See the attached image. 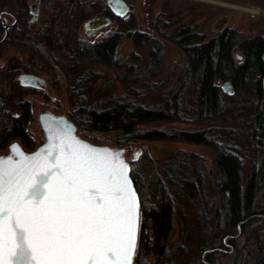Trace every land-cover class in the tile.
<instances>
[{
    "label": "rangeland",
    "instance_id": "obj_1",
    "mask_svg": "<svg viewBox=\"0 0 264 264\" xmlns=\"http://www.w3.org/2000/svg\"><path fill=\"white\" fill-rule=\"evenodd\" d=\"M22 1L33 3L35 0H13V3ZM125 1L130 9L124 16L88 35L85 21L99 12L101 2L106 4V0H72L70 3L68 0H42L35 29L45 22V34L51 39L44 43V56H39L36 63L40 62L39 74L45 86L21 87L15 75L13 81L7 80L8 89H12V93L8 90V101L14 108L16 100L24 98L36 105L32 114L35 121L29 123L34 138L41 135L37 118L38 111L43 109L72 119L73 111L82 106H109L116 100L154 106L179 90L182 105L193 114L197 83L188 73L186 52L175 40L180 29L191 25L204 34L203 40L219 35L225 28L237 29L243 38L264 35V0H223L250 6L254 12L203 0ZM220 20H224L221 25L218 24ZM117 31L122 32L123 37L114 64L94 57L76 56L79 44L91 46ZM136 31L146 33L148 41L135 44L133 34ZM235 55L242 56V51L236 49ZM4 64L6 59L2 56L0 66ZM252 81L253 78L240 89L233 86L231 93L224 91L220 113L209 120H154L142 123L140 129L169 132L207 129L220 146L230 148L242 158L245 181L251 165L264 157L259 134L250 124L256 107L264 108V94L254 90ZM219 82L221 86L224 81ZM78 128L79 133L92 142L118 146L113 140L115 131ZM123 147L132 169L141 176L145 202H155L156 188L160 191L165 186L174 204L175 227L167 253L162 258L148 255V264H251L254 261L259 238L264 234V215L246 221L234 236L223 235L216 216L221 206V192L215 147L168 138L137 139ZM137 147L140 151L133 159ZM168 168H176L183 177L191 176L196 191H180L170 181ZM198 171L201 172L200 181L196 178ZM258 205L264 207V182L258 193Z\"/></svg>",
    "mask_w": 264,
    "mask_h": 264
},
{
    "label": "trees",
    "instance_id": "obj_2",
    "mask_svg": "<svg viewBox=\"0 0 264 264\" xmlns=\"http://www.w3.org/2000/svg\"><path fill=\"white\" fill-rule=\"evenodd\" d=\"M135 44L148 41L145 33L134 32ZM204 34L193 26L186 25L180 29L175 40L188 56V73L196 81V107L190 114L182 105L180 91L177 90L162 104L146 106L129 100H116L109 106L91 104L76 108L72 120L89 131H115L114 142L125 146L137 139H178L202 143L217 149L216 162L218 183L221 192V206L216 210L218 227L223 235L234 236L245 226L247 219L256 212L258 193L264 182V157L260 163H253L246 180H243L244 161L230 148L220 146L207 129L173 130L172 132L150 129L141 130L140 125L154 120H209L218 115L222 109L224 90L219 81L230 80L234 88L240 89L253 78L252 85L257 93L264 94V35L241 37L235 28H225L219 35L203 40ZM117 37H108L91 46L78 48L80 58H95L112 65L117 58L115 49ZM159 47V46H158ZM242 51L238 60L235 50ZM157 48L153 51H156ZM131 69V67H130ZM256 79L254 80V78ZM20 116L9 113L0 114V146L12 137L29 138L26 123L31 117L29 106ZM257 108L251 115L250 124L259 134L258 142L264 151V108ZM190 115V116H188ZM29 141V139H27ZM31 144V143H30ZM177 168V167H176ZM176 168H168L171 182L180 191L195 192L193 178L183 177ZM180 170V169H179ZM198 171V181H200ZM132 177L141 200V215L138 242L133 264H148L146 257L154 254L157 258L166 255L170 238L174 231L175 209L167 188L157 191L156 201L148 204L144 200L142 183L138 171L132 169ZM263 243L262 237L259 242ZM253 264H264V251L258 254Z\"/></svg>",
    "mask_w": 264,
    "mask_h": 264
},
{
    "label": "snow or ice",
    "instance_id": "obj_3",
    "mask_svg": "<svg viewBox=\"0 0 264 264\" xmlns=\"http://www.w3.org/2000/svg\"><path fill=\"white\" fill-rule=\"evenodd\" d=\"M19 155L0 157V264H132L139 204L122 159L70 133Z\"/></svg>",
    "mask_w": 264,
    "mask_h": 264
},
{
    "label": "flooded vegetation",
    "instance_id": "obj_4",
    "mask_svg": "<svg viewBox=\"0 0 264 264\" xmlns=\"http://www.w3.org/2000/svg\"><path fill=\"white\" fill-rule=\"evenodd\" d=\"M68 1L70 3L72 0ZM123 2L125 3L124 5H122ZM41 3L42 0H35L33 3L22 1L21 3L18 2V4L14 5L13 0H0V57L4 56L6 59V65L4 64L0 66V114L9 113L13 116H20L22 112H25L26 105L29 106L31 113V117L26 123V131L29 135V138L27 139H29V141L21 136L12 137L7 143L0 146V157L9 154L12 151V146L15 144L18 146V149L31 152L36 150L45 141V136L41 131V127V135L38 138H34L29 130V123L35 121L32 114L36 109V105L24 98L16 100V107L14 108V105L10 104V101H8V90L12 93V89H8V87L10 88V84L7 81H13V77L15 75V78H18V82L21 87L43 88L45 86L44 80L40 77L41 74H39L41 66L40 62L36 63V60L39 56H44V43H46V40L51 38L47 37L45 34L43 26L45 22L39 24L36 27L37 29H35V23H37L39 19ZM101 3L99 12L84 23V27L88 35H93L96 31L109 26L114 19L124 16L130 9L125 0H106V4L103 2ZM102 21H104V24H102ZM56 32L58 33V30ZM108 37H117L118 41L115 49L116 56L117 47L123 37L122 32L117 31L114 34L102 37L96 40L93 44ZM79 45H82V47L87 46L85 43H81ZM79 45L77 46V50L78 48H82ZM24 74L37 77V85L22 84L21 76ZM41 111H38V115ZM256 209V212L252 214L247 221H254L256 217L264 215V207L260 208L258 205ZM262 240L263 243L262 241L261 243L259 242L255 259H253L254 261L256 260L258 254L260 252L262 254L264 251V234L262 235ZM254 261L251 264H253Z\"/></svg>",
    "mask_w": 264,
    "mask_h": 264
},
{
    "label": "water",
    "instance_id": "obj_5",
    "mask_svg": "<svg viewBox=\"0 0 264 264\" xmlns=\"http://www.w3.org/2000/svg\"><path fill=\"white\" fill-rule=\"evenodd\" d=\"M125 3L123 2L122 5H124ZM104 24V21H102ZM224 20H220L218 22L219 25L223 24ZM101 25V24H100ZM239 59H242V57L240 55L237 56ZM37 80L38 78L33 76V75H27L24 74L21 76V82L24 85L27 84H36L37 85ZM220 83V82H219ZM221 87L224 91L231 93L233 91V85L231 83L230 80H225L222 84ZM38 119H39V123H40V127H41V131L43 133V135L45 136V141L34 151L31 152H26V151H22L20 149H18V152L14 150V146H17L16 144L12 146V151L5 155V156H1V157H13L14 160L19 161L22 159V157L19 155V153H23L25 156H31L33 154H36L38 152H40L49 142L50 139L53 136H56L57 138H59L60 135L62 134H67L70 133L71 135H73L74 137H76L77 139H79L80 141H83L85 144L92 146L93 148L96 149H108L111 150L113 159H122L123 162L125 164H127L128 168H129V178L132 182V188L135 192L136 198L138 200V214H139V220H138V229H137V233H136V247H137V242H138V233H139V225H140V215H141V200H140V195L139 192L136 188L134 179L132 177V165L130 163V161H128L126 159L125 156V148L124 147H119V146H112V145H108V144H98L95 142H92L91 140L83 137L80 133H79V128L77 126V124L70 119L67 115L65 114H58L55 113L53 111L50 110H43L41 112H39L38 115ZM140 148H135L134 149V153L132 154V158L135 159L138 154H139ZM136 252V249H135ZM134 256L135 253L132 257V264H133V260H134Z\"/></svg>",
    "mask_w": 264,
    "mask_h": 264
},
{
    "label": "bare ground",
    "instance_id": "obj_6",
    "mask_svg": "<svg viewBox=\"0 0 264 264\" xmlns=\"http://www.w3.org/2000/svg\"><path fill=\"white\" fill-rule=\"evenodd\" d=\"M203 1H209V2L220 4V5L233 7V8H237V9H242V10H246V11H252V12L255 11V9L250 7V6L242 5V4H238V3H234V2H228V1H223V0H203Z\"/></svg>",
    "mask_w": 264,
    "mask_h": 264
}]
</instances>
